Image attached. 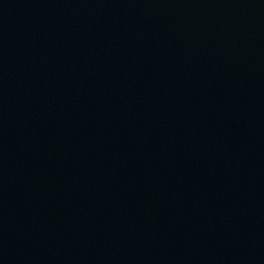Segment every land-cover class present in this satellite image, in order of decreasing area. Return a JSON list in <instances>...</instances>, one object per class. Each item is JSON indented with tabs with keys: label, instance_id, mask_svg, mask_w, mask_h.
Returning <instances> with one entry per match:
<instances>
[{
	"label": "water",
	"instance_id": "1",
	"mask_svg": "<svg viewBox=\"0 0 264 264\" xmlns=\"http://www.w3.org/2000/svg\"><path fill=\"white\" fill-rule=\"evenodd\" d=\"M0 264H264V0H0Z\"/></svg>",
	"mask_w": 264,
	"mask_h": 264
}]
</instances>
